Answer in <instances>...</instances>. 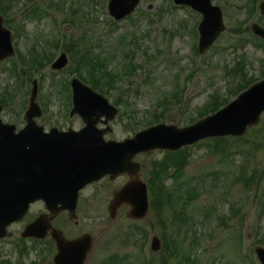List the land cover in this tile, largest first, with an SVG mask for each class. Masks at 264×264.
Masks as SVG:
<instances>
[{
	"label": "rangeland",
	"instance_id": "1",
	"mask_svg": "<svg viewBox=\"0 0 264 264\" xmlns=\"http://www.w3.org/2000/svg\"><path fill=\"white\" fill-rule=\"evenodd\" d=\"M10 1L8 7L12 10L8 18L14 27L21 30L20 35L13 37V43L22 55H30L34 44H37L39 52L44 49L54 52V48L48 45L57 39L55 20L59 23L70 22L63 30L66 29L67 34L66 46L71 47L73 43V51L77 50L75 45L86 40L90 44V55L97 54L100 57L98 53H101L105 60L111 58L106 61L108 69L123 72L129 68L139 70V65L144 67L130 80L134 81L130 85V92L125 90L124 83L118 84L121 89L120 100H127L129 104L119 109V115L110 122L113 132L107 137L108 140L133 138L136 133L147 128L148 121L155 124L151 114L161 111L159 108L157 110L159 102L165 109L157 123L181 128L188 126L190 120L197 122L198 111L209 108L214 95L220 99L227 97L230 83L225 78L226 67L230 70L229 66L233 67L239 62L244 65L245 79L235 80L237 88L251 78L257 79L264 75V47H261L262 50L254 45L249 37L250 34L254 36L252 32L247 33L241 30L243 27L240 28L246 21L250 26L254 22L264 26V17L259 15L258 7L257 13L251 16L253 0H211L223 12L225 31L203 56L198 54L197 28L201 15L188 8L175 9L168 0H143L131 17L117 25L107 22L111 18L103 3H93L94 0H53V5L57 6L54 8L49 7L50 0H35L33 3H29V0ZM262 1L259 0L258 5ZM103 2L107 3V0ZM34 14L37 16L33 17ZM46 14L51 15V18L46 17ZM165 30L173 33V37H169ZM12 33L14 35V31ZM66 56L70 59L69 56L72 58L73 54L66 53ZM77 57L72 58L73 62L69 60L67 67L58 71L48 67L44 71L43 81L40 83L37 80V102L43 109L38 124L45 127L46 131L51 128L67 131L69 127L68 110L71 108L68 109V95L71 96V89L65 84L72 80L71 70H80L79 62H84L81 57V61ZM14 60L16 56L0 63V98L4 96L13 102L3 109L1 117L4 123L15 125L20 130L26 125L21 110L27 99V87L18 90L15 87L19 81L18 76L13 74ZM193 71L194 75L189 79ZM184 87L186 89L180 101ZM111 97L115 99L117 95L111 94ZM229 97L236 98L234 95ZM169 99L175 101L168 104L166 100ZM10 105L14 107L9 109ZM73 122L75 131L83 126L77 116ZM244 137L261 146L256 156L246 162L248 174L256 170L253 179L257 176V183L253 184L252 180L245 186L244 181H235L246 155L242 150L236 153L234 150L235 154L232 155H229L230 152L223 153L217 148L222 149L223 144L197 143L187 151L183 170L176 173L177 168L172 166L171 175L175 176L165 179V185L175 197L171 210L178 211L185 207L186 212L182 214L184 220L181 224L177 223L180 216L174 218L172 214L169 215L168 223L173 224L177 246L168 264L181 262L184 249H192V264H252L254 261L256 246L251 227L260 217L264 201V113L259 123L249 129ZM165 159L163 151L138 155L135 161L141 165L140 180L144 183L152 181L151 173L157 171ZM129 182L128 176H121L92 186L81 194L77 219L73 221L67 218L68 226L65 228H68L73 239L85 234L93 238L86 264H142L150 256H155L154 264H162V258H168L167 252L153 254L150 251L153 236L162 241L164 249L173 244L169 233L160 228L164 225L156 222L158 218L154 211H150L145 219L134 221L127 217L129 207L122 206L116 218L110 219L109 205L114 194ZM232 206L234 211L230 213ZM243 216L244 221L241 223L238 218L243 219ZM230 217L234 218L228 221ZM158 224L159 228H155ZM62 228L63 233H66V229ZM141 229L146 232V237L138 234ZM11 231L15 237L0 242V261L5 259L9 264H19L22 259L23 264H53V248L45 257L46 253H36L38 246H34L31 241L26 242L31 251L27 248V253H16L14 244L17 243L16 234L19 235V230L13 227ZM163 235H167L170 242L163 239ZM259 240L264 242V214ZM239 243L243 246L241 253ZM123 257L128 258L118 259Z\"/></svg>",
	"mask_w": 264,
	"mask_h": 264
},
{
	"label": "water",
	"instance_id": "2",
	"mask_svg": "<svg viewBox=\"0 0 264 264\" xmlns=\"http://www.w3.org/2000/svg\"><path fill=\"white\" fill-rule=\"evenodd\" d=\"M140 1L112 0L111 15L120 21L134 12ZM174 1L189 5L204 15L199 28L200 52L203 53L225 30L220 8L213 7L210 0ZM261 12L264 15V4ZM2 25L3 19L0 16V61L12 55L10 33ZM255 32L264 38V31L255 29ZM66 64L67 60L63 57L54 68L61 69ZM73 87L74 112L86 123V128L81 132L59 133L52 130L50 134H43V130L33 122L34 117L40 116L35 104L28 114L27 127L18 135L14 133V127L2 125L0 121V238L5 236V229L9 224L23 218L31 202L43 199L51 212L69 210L74 213L79 192L88 184L106 175H137L139 165L132 161L136 155L155 149L178 150L210 137L243 136L249 127L259 122L264 112L263 81L242 93L224 110L194 126L177 129L161 125L124 143H105L101 134L95 133L97 120L102 116L113 119L116 111L107 115L108 103L102 97L77 81L73 82ZM28 142H39L40 148L28 154ZM38 159L41 161L40 168L34 172V164ZM115 201L111 208L112 217L122 204L132 207L131 218L139 219L147 214L146 186L139 181L118 192ZM58 204L63 207L57 209ZM44 228L32 233L44 237L47 227ZM54 237L59 247L56 264H83L91 246L89 238L66 243L56 235ZM160 247V241L155 239L152 250L157 252ZM257 254L264 264V250L258 249Z\"/></svg>",
	"mask_w": 264,
	"mask_h": 264
},
{
	"label": "trees",
	"instance_id": "3",
	"mask_svg": "<svg viewBox=\"0 0 264 264\" xmlns=\"http://www.w3.org/2000/svg\"><path fill=\"white\" fill-rule=\"evenodd\" d=\"M3 5L9 9V7L7 6V5H9L7 0H2V1L0 0V8L2 10H4ZM5 10H7V9H5ZM3 13L5 14V12H3ZM7 25H10V24H7ZM9 27L12 28L11 26H9ZM82 60L84 61V63L81 64V69L83 70V72H85L87 70L85 72L86 76L88 79H91V81H88V83L91 84V86L94 87L95 89L101 90L104 87V82L106 81V79L107 78L109 79V77H111L110 75L107 74V68L105 67V63H106L105 60H101L100 57H97V58H95V64L92 63V61H94V59H91L90 64L85 62L84 59H82ZM100 60L102 62V65L98 64V63H100ZM50 61H51L50 57H45V59L40 60V59L36 58L35 56H31V59L29 60V64H31L32 66H35V65H40V63L41 64H43V63L49 64ZM231 72L234 75V77L242 78V77H244V74H245V67L241 62L236 63L235 68H233V70H231ZM80 77H81V74H80ZM253 82H255V80H251V81L248 80L244 85H242L240 88H238V90L241 91V90L246 89ZM226 100L227 99H220V97H217L214 95L212 97L211 104L209 105V108H205V110L202 114L203 115L204 114H210V113L217 111V109H219V107L222 106L221 104L226 103ZM213 142L216 143L217 145H221L225 141L224 140H216ZM217 148H219V147H217ZM178 164L179 163H178L176 158L166 157V159L162 163H160V165H159L160 171H158L155 174V177H153V179H152L153 181L150 182V194H151V198H152V200H151L152 208H153L155 214L158 216L159 222L162 225H164L165 227H166V219H168V215L171 212V208L173 205L172 201H173V198H175V197L173 196V191L171 189H169L168 187H166L164 183L158 185V183H156V182H157V180H160L162 172L166 173L167 171L170 170V168L172 166L177 167L176 173H179L181 170H183L185 163H182V165H180V164L178 165ZM156 178H157V180H156ZM185 212H186L185 207H181L180 214L182 215ZM174 213L177 214V211H174ZM172 250H176V249H172ZM182 259H185V256H183ZM181 261H183V260H181ZM179 264H181V262H179Z\"/></svg>",
	"mask_w": 264,
	"mask_h": 264
},
{
	"label": "flooded vegetation",
	"instance_id": "4",
	"mask_svg": "<svg viewBox=\"0 0 264 264\" xmlns=\"http://www.w3.org/2000/svg\"><path fill=\"white\" fill-rule=\"evenodd\" d=\"M51 224H52V220H50Z\"/></svg>",
	"mask_w": 264,
	"mask_h": 264
}]
</instances>
